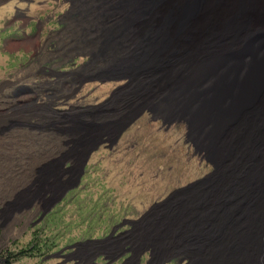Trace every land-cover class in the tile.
I'll use <instances>...</instances> for the list:
<instances>
[{
    "label": "rangeland",
    "instance_id": "obj_1",
    "mask_svg": "<svg viewBox=\"0 0 264 264\" xmlns=\"http://www.w3.org/2000/svg\"><path fill=\"white\" fill-rule=\"evenodd\" d=\"M79 17L75 0H0V260L191 264L135 247L145 217L214 167L182 122L145 108L109 138L101 114L128 79L88 68L87 41L65 37ZM193 253L201 260V246Z\"/></svg>",
    "mask_w": 264,
    "mask_h": 264
},
{
    "label": "bare ground",
    "instance_id": "obj_2",
    "mask_svg": "<svg viewBox=\"0 0 264 264\" xmlns=\"http://www.w3.org/2000/svg\"><path fill=\"white\" fill-rule=\"evenodd\" d=\"M75 5L80 17L65 37L87 41L91 71L106 65L128 79L101 114L109 138L145 108L182 122L214 167L145 217L135 250L152 247L155 262L183 251L191 264H264V0Z\"/></svg>",
    "mask_w": 264,
    "mask_h": 264
},
{
    "label": "trees",
    "instance_id": "obj_3",
    "mask_svg": "<svg viewBox=\"0 0 264 264\" xmlns=\"http://www.w3.org/2000/svg\"><path fill=\"white\" fill-rule=\"evenodd\" d=\"M7 256L3 257L0 260V264H11L12 260L10 259L11 254H6Z\"/></svg>",
    "mask_w": 264,
    "mask_h": 264
},
{
    "label": "water",
    "instance_id": "obj_4",
    "mask_svg": "<svg viewBox=\"0 0 264 264\" xmlns=\"http://www.w3.org/2000/svg\"><path fill=\"white\" fill-rule=\"evenodd\" d=\"M79 180V177H77V179H76V183H77V181ZM64 189V188H63ZM62 189V190H63ZM67 190V188H65L60 194H59V196H58V200H60L61 198H62V196H63V194L65 193V191ZM52 205H54V203L52 204ZM96 241H98V240H96ZM80 242H78L77 244H75L76 246L79 244Z\"/></svg>",
    "mask_w": 264,
    "mask_h": 264
}]
</instances>
